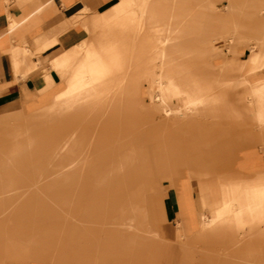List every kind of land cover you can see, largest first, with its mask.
Segmentation results:
<instances>
[{
  "label": "crops",
  "instance_id": "0c3cea01",
  "mask_svg": "<svg viewBox=\"0 0 264 264\" xmlns=\"http://www.w3.org/2000/svg\"><path fill=\"white\" fill-rule=\"evenodd\" d=\"M139 1L0 0V115L1 113H12L19 118V120H0V138H11L10 143L14 149L21 142L13 139L12 130L20 125V121L28 114L27 112H30V109L42 107L36 106V102L49 99L45 105L53 107L65 96L75 93L72 86L63 89L62 84L65 81L68 84L72 82L66 76L64 69L69 66L68 60L79 58L77 55L80 50L79 45L84 43L109 44V47L104 46L102 59L106 58L107 51H113V45L118 44H124L126 49L129 45L130 52L133 53L134 28L138 19ZM247 8L246 14L241 18L246 21L240 23L242 34L240 50H237L231 62L227 57L228 50L220 57L212 58L218 52L220 40L212 41V48L208 47L200 53L202 55L209 53L207 63L205 61L194 63L193 74L205 73L211 76L215 73L217 82L215 84L212 82L210 85L205 84L209 87L207 90L212 93L199 98L203 101V105L198 107L196 114L187 119L193 124L199 137L204 133L214 135L217 132H228L230 123H235L234 133L239 134L242 140L233 143L232 147L240 151L228 153L171 151L169 149H174L176 143L166 141L165 137L164 146L161 148L165 151L158 149L156 152L154 150L148 152L146 143L142 141L140 142L143 146L139 149L134 147L138 141V136H136L135 142H131L135 132L142 134L148 129L155 131L164 127L173 131L177 129L168 126L169 120L165 115L166 105L158 99L156 100L162 107L163 117H146L139 112L137 119L140 125L135 128L129 127L128 123L132 119L130 112L132 104L116 103L115 100L111 102L110 94L114 91L115 95L118 93L119 96L122 92H131V97L135 99V107H137L139 97L145 96L150 89L145 87V81L149 80V82L154 81L159 84V93L162 92L165 98L170 100L169 105L172 108L186 105L191 100L188 94L181 95L179 98L178 95L173 94V97L169 98L176 90L174 82L176 74L186 68L182 60L173 62L175 58L170 54L167 55L159 71L157 69L149 73L148 80L135 78L137 73L128 63V66L119 73V77L103 94L109 99L104 100L105 105L100 107L104 110L116 107L120 112L118 148L114 149L112 156L127 150L132 153L135 160H141L145 155L154 156V161L151 162L154 170L150 181L152 190L150 194L146 192L144 201L146 226L150 229L146 227L149 231L145 232L147 231L145 230L139 234L140 236L135 238V243H140L139 239L147 237L148 234L159 237V241L170 252L167 258L165 255L163 264H264V182L261 183L260 180L256 181L254 178L253 184L243 186L240 184L238 175L240 167L245 168L246 166L260 168L264 172V163L256 161V154H261L260 146L264 149V145L263 133L256 122L257 107L252 95L254 89L260 91L264 88V58L259 55L258 63H254V58H251L256 54L249 55L242 61L235 59L246 55L250 45L259 43L261 40L264 32V17L259 26L255 21L261 16L259 13H264V0H250ZM216 21L219 22V26L214 25L215 30L221 26V20ZM250 21L252 24L249 23ZM245 28L248 30H243ZM251 37L254 39H250ZM226 46H230V40L226 42ZM181 52L183 55L187 53L184 50ZM154 55L152 57L149 55L147 61L151 63L153 58L158 59V53L155 52ZM108 58L112 56L109 54ZM217 59H224L225 63L219 66V63H215ZM216 68L219 70L216 71ZM230 69L234 71L230 72ZM228 71L230 73H227ZM231 76L238 78L234 79ZM119 79L122 83L116 85ZM161 81L165 85L163 90L160 87ZM133 84L140 85L138 93L132 92ZM216 91L219 93L215 94ZM247 96H250L252 100L251 107H246L241 103ZM23 108L26 109L23 110ZM104 110L103 113L98 114V117H93L91 123L98 122L105 113ZM80 119L78 117L76 122ZM147 123L149 126L142 128ZM67 135L68 132L63 129L59 139L63 141ZM92 140L97 139L94 137ZM195 143L199 144L202 141L198 139ZM190 147L192 143L188 144V149H191ZM244 149H247V153L252 150L255 157H253L254 163L240 164V152ZM97 151L95 144L92 143L83 152V157H88L93 161V165L89 166L91 170L95 169L97 163L100 162L101 157L96 155ZM207 154L215 155L210 164L214 167L201 161L200 156ZM181 155H190L193 166L180 169L182 173L179 176L175 164L181 161ZM227 163L240 164V167H225ZM51 165L47 164L46 169ZM165 166L169 168L167 174ZM211 171L217 172V175L211 176L209 174ZM100 172V170H95L92 175ZM32 177L33 174L29 176L28 190L34 189ZM156 178L157 180L154 181ZM159 180H166L169 185L161 186ZM64 186H68L67 181ZM141 186L145 187L144 184ZM3 192H5L4 189L0 191V194ZM153 199L157 203L156 206L150 205L149 201ZM4 212L5 209L0 207V214ZM80 228L81 230L79 228L72 229V231L66 229L62 232V235L67 236V239H61L62 246L66 242L71 250L66 251V257L70 259L67 264H70V261L71 264H85L84 234L78 235L77 239L68 238L74 235L75 230H84V227ZM106 229L109 230L105 232L111 236L112 228L106 227ZM19 237L20 235L15 232L11 234L3 228L0 229V264H52L49 260L22 261ZM131 238L133 241L134 236L132 235ZM131 245L121 243L120 248L125 249ZM108 246L110 244H105V248ZM75 248L76 254L73 252ZM218 248H222V252ZM60 260L61 264H66L64 251L60 253Z\"/></svg>",
  "mask_w": 264,
  "mask_h": 264
},
{
  "label": "rangeland",
  "instance_id": "374dc122",
  "mask_svg": "<svg viewBox=\"0 0 264 264\" xmlns=\"http://www.w3.org/2000/svg\"><path fill=\"white\" fill-rule=\"evenodd\" d=\"M217 1L218 0H150L149 6L146 4L144 10L146 16L144 33L147 32L149 35L146 36L147 33H141L140 36L135 39L136 42L133 53L130 52L129 45L126 49L124 44H118L116 46L113 45V51H107L105 54L106 58L102 59V49H104V46L109 47V44L84 43L79 45L78 47L80 50L77 53L79 58L72 61L68 60L67 63L69 66L66 65L67 68L64 69L66 76L69 77L72 82L68 84V82L65 81V83L62 84L63 89H67L70 86L73 87L75 91L73 94L74 97L67 98V100H65V98L58 106L53 107L45 105L49 102V99L36 102V106L42 107L30 109V112H27L28 114L22 118V121L30 128L44 124L40 134L37 135L35 139L30 141V137L26 136L20 139L21 143L17 144L13 149L10 143L12 141L11 138H0V191H2V189L5 191L0 194V207L5 209V212L0 214V229L3 228L11 234L15 232V234L20 235V255L22 261L33 259L49 260L52 264H61L60 253L64 251L65 263L67 264L70 259L68 260L66 257V251L70 250V246H68L66 242L62 246L61 239H67V236L62 235V232L66 231V229L68 231H72V229L76 228L81 230L80 227H84V230H73L74 235L68 236V238L77 239L78 235L84 234L85 264H163L165 255L166 258L168 254L170 255L168 248L159 241L160 238L152 236V234H148L147 237L139 239L140 243H134L130 247L122 249L120 248L121 243L114 242L116 237L120 239L122 235L115 236L113 234L108 237L105 232L109 230L106 229V227L112 228L113 231L115 228H113L111 224L112 221L104 220V214L99 211L98 207L106 205L113 209L117 208L120 201L116 193L125 185H130V189L135 190L142 181L141 183L145 185L148 194H150L152 190L150 181L154 175L153 167L150 166L149 171L143 176L141 175L139 181L138 177L136 178L137 170L135 169L131 170L130 173L115 174L109 181L102 182L104 185L100 188L91 180V177H94L92 174L95 170L105 171L110 167L114 149L118 148L117 135L120 126L119 109L116 107L105 109V113L98 122L89 123L87 125L84 145L82 147L77 145L73 147L71 151L63 153V158L60 156L59 159L54 161L53 164L46 169V163L51 156L52 148L63 131L61 128L50 130L47 121L53 118L56 120L67 117L73 118L74 115L82 116L89 112L90 117H98L97 110L99 107H97V104L101 102L98 101V97L103 96L109 85L115 82L116 78L119 77V73L128 66V63L132 65L133 71L137 73L135 78H142L143 80H148L149 73L158 69V60L156 57L153 58L151 63L147 61V58L149 55H151V57L155 56V47L156 44H158L156 42L168 35L174 37V39H172L171 43L167 44V46L174 45L177 46L179 50L187 52L184 55L181 51L169 52L170 55L175 58L173 62L182 60L186 67L184 68L185 70L176 74L174 79L176 90L173 91L169 98L171 99L173 94L178 95V98L186 94H190L196 98H203L204 95L211 94L212 92L207 90L209 87L205 86V84L210 85L212 82L214 84L217 82L215 73H212L213 75L211 76L205 73L193 74L192 70L195 67V62L200 63L205 61L207 63L208 61L209 53H205L204 55L200 54L203 52L204 46L209 47L208 45H211L210 42L208 43L205 41L216 42L221 40L220 47L217 49L218 52L214 54L212 58L220 57L229 47L226 46V42L229 41L228 38L230 39V34H228V30L223 31V27L231 19V12L228 10L230 3L229 0H219L220 3L216 6V11L212 7L215 6L214 4ZM236 1L240 2V23H243L246 20L241 18L246 14L248 9L247 5L250 0ZM184 6L186 11H184ZM225 6L227 9L224 8ZM151 12H154L159 18L149 21L148 15ZM259 14L261 16L255 21L258 26L263 22L264 17V13ZM172 15L174 16L173 18L171 17ZM219 19L221 20V26L219 29L215 30L213 27L214 25L219 26V22L216 21ZM251 22L252 21L249 23L252 24ZM258 28L259 27H257V29ZM260 28L262 27L260 26ZM243 30L247 31L248 28ZM255 49L257 52L254 51ZM213 50L215 51V49ZM109 54L112 58H108ZM255 54H259L264 58V32L260 42L256 46L255 44H251L246 55L243 57L238 56L235 59L242 61L249 55ZM195 56H197V58ZM114 57L116 58L114 59ZM227 57H229V55H227ZM215 63H219L220 66L225 63V60L217 59ZM215 70L217 71L219 68ZM231 78H234V76H231ZM145 82V87L150 89L145 96L139 97L137 100V107H135L136 102L135 99L131 97V92H122L119 96L118 93L115 95L114 91L110 94L112 96L110 98L111 102L115 100L116 103L132 104L130 109L132 119L128 123L129 127L135 128L140 125L137 119V117H139V112L146 117H163L164 115L162 107L159 105L160 103L156 100V95L159 93V84L154 81L149 82V80ZM126 86L127 85H125V87ZM138 88H140L139 84H133L132 92L138 93ZM188 91L190 92L187 93ZM214 93L218 94L219 92L216 91ZM241 103L246 105V107L252 106L250 96L245 97ZM61 104L63 106H60ZM63 108L71 109L70 113L61 116L58 112ZM182 124L183 122L175 125L174 129H177L175 131L165 129L164 127L155 131L148 129L146 132L143 131L142 134L138 133L136 135L138 136V141L135 143L134 147L139 149L143 146V143L140 142L142 141L146 143L147 151L153 152V150H155L153 144L156 141L164 140L163 137H165L166 141H175L176 143L174 149H169L171 151L185 152L192 150L204 153L240 151V149L232 147L233 143L242 140L239 134L234 133L235 123H230V131L228 132H217L214 135L204 133L200 137L193 128V124H188L186 126L187 130L181 128ZM145 126H149V123L142 126V128L145 129ZM253 130L255 131L256 128L254 127ZM197 136L202 143H195L198 140ZM94 137H96V141L92 140ZM245 140L247 139L245 138ZM133 142L135 141L133 140ZM205 142L207 144H205ZM92 143H94L96 149H98L96 155L101 157L100 162L97 163L93 170L89 169L88 164L90 158H88L86 164L80 165L78 162L83 157V152L90 147ZM190 143H192V147L188 149V144ZM126 147L127 145L125 148ZM260 148L262 151L260 155H258V153L256 154V161L264 163V149L262 146H260ZM161 151H165V149H161ZM119 155L118 153L115 154V161ZM214 156L215 155L207 154L200 157L204 164L214 167V165H210ZM190 157V155H181V161L175 164L179 176L182 173V170L179 171L180 169L193 166ZM253 157L252 150L250 153H247V149H244L240 152V164L246 165L254 163L255 160H253ZM240 164L234 165L227 163L225 167H240ZM44 169L46 171V176L40 185L32 190H28L29 176L35 172L44 171ZM168 169L169 168L166 167V174L168 173ZM78 170H81L82 176H80V179L77 178L80 174ZM209 174L211 176H216L217 172L211 171ZM238 175L240 177V184L243 186L253 184L254 178L256 181L260 180L261 183L264 182V172H262L260 168L252 166H246L245 168L240 167V173H238ZM73 177L77 179H73ZM156 180L157 178L154 179V181ZM66 181L72 184L78 183L77 185L75 184L69 187L71 195L76 194L77 196L76 199L73 197L72 200H75L73 203L68 204L69 206L62 201L67 191V186H64ZM159 182L161 186L169 185V182L166 180H159ZM109 195L113 197L111 200H108ZM50 198H52L53 201H51ZM129 201H131L132 206L135 205L134 197H130ZM149 202L151 206L157 205L154 199ZM51 203L53 205H51ZM145 230H147V228ZM109 240H111L110 246L105 248V244H107ZM222 248H218L219 251L222 252ZM73 252L76 254V248ZM94 256H97L95 261ZM69 263L71 264L72 262L70 261Z\"/></svg>",
  "mask_w": 264,
  "mask_h": 264
},
{
  "label": "bare ground",
  "instance_id": "6f19581e",
  "mask_svg": "<svg viewBox=\"0 0 264 264\" xmlns=\"http://www.w3.org/2000/svg\"><path fill=\"white\" fill-rule=\"evenodd\" d=\"M218 3H220L219 0L214 4L215 6L212 7L214 10H216V8H217L216 6L218 5ZM229 3H228L229 4L228 10H230V12H231V16H230L231 19L224 25L223 31L228 30V32H229L228 34H230V39H229L230 40V46L227 49L228 50L227 55H229V59H230L229 62H231V59H233L235 57L237 50H240V36L242 34H241V28H240V2L236 1V0H229ZM146 4L149 6L150 0H140L138 5H137V11H138L137 12L138 13L137 18L138 19H137L136 27L134 28V42H133L132 52L134 50V46H135V42H136L135 39L138 36H140L141 33H143V34L147 33V32L144 33V26H145V22H146V16L144 14V12H145L144 10H145ZM224 8L227 9L226 6ZM184 9L183 10L186 11L185 6H184ZM171 17L173 18L174 16L172 15ZM155 18H159V16L155 15L154 12H151L148 15L149 21H153ZM148 35L149 34L147 33L146 36H148ZM172 39H174V37H170L168 35V36H165L162 40L156 42L158 44H156V47H155L156 50L155 51L158 53V59L157 60H158V66H159L157 71H159L161 69L164 60L166 59L167 55L170 54L169 52L179 51L177 46H174V45L167 46V44L171 43ZM250 39H254V38L251 37ZM255 40L257 41L258 39H255ZM205 42L211 43L212 41H205ZM257 44L258 43H256L255 46ZM208 46L210 48H212L211 45H208ZM206 49H208V47L204 46V50H206ZM103 51H104V49H102V52ZM251 58H254V60H253L254 63H258L260 61L259 54H256L254 57H251ZM231 71H234V70L230 69V72ZM230 72L228 71L227 73H230ZM131 75H133L135 77L134 74H131ZM237 78L238 77L234 76V79H237ZM121 83H122V81H121V79H119L116 85H120ZM160 87L162 88V90L165 88L163 81L160 82ZM189 92L190 91H188L187 93H189ZM252 95H253V99L256 102V107H257L256 122L260 126L261 131L263 133V145H264V88H262L260 91H258L257 89H254L252 91ZM189 96L191 98L190 102H188L186 105L180 106L178 108H172L169 105L170 100L165 98V96L162 94V92L156 96V99L161 100L162 103H164L166 105L165 115L167 116V118L169 120V122L167 123L168 126L175 127V125L183 122L181 128L185 129V128H187L186 126L188 124H191L190 120H187L188 117L196 114L198 107L203 105V101L199 98H196L195 96H191L190 94H189ZM73 97H74L73 94H70L68 96H65L63 99L66 98L65 100H67V98H73ZM98 99H99L98 101H101L99 104H97L99 107V109L97 111H98V114H100V113H103V110H104L100 106L105 105V101H107L109 99V97L107 95L106 96L103 95L102 97L101 96L98 97ZM61 101L55 103L54 106H58L61 103ZM71 104H74V103H71ZM60 106H63V105L61 104ZM25 109L26 108H23V110H25ZM70 110L71 109L63 108V109H60L58 113L62 116L64 114H69ZM104 112H105V110H104ZM89 114H90V112L87 113L86 115H82L83 117L78 116V115H74L73 118L67 117V118H61L59 120H56L55 118H53V119H50L47 121L49 123L48 127L50 128V130H56L57 128L65 129L68 132V135L65 137V139L63 141L61 139L57 140L54 147L52 148L51 156L47 160L46 165L49 163L53 164V162L56 161L57 159H59V157L62 156L63 153H65V152L67 153V151L68 152L71 151V149H73V147H75L77 145L82 147L84 145L85 140H86L85 139V130L87 128V125L93 121V117H90ZM78 117L81 119L76 122V119ZM13 119L19 120V118L16 114L1 113V115H0V120L9 121V120H13ZM20 122H21L20 125L12 130V137L15 140H20L26 136L30 137V141L35 139V137L40 134L41 128L44 125V124H42V125L35 126L34 128H30L27 126V124L24 121L21 120ZM136 135H137V132H135L134 135L132 136L131 142H133V140H135ZM164 143H165L164 140L156 141L153 144V148L155 149L154 151L156 152V150L161 149L164 146ZM118 154H120L119 157L117 158L118 160L116 159V161H115V157H113L112 161L110 163V167L107 170H105V171L102 170L99 174H95L94 177H91V180L94 181L99 188L104 185V183H102V182H106L107 180L109 181V179L112 178L113 176H115V174H117V173H123L124 174V173H128V172L130 173V171L133 169L137 170L136 178L138 177V181H139V178L141 177V175L143 176L145 173H147V171H149V168L151 166V162L153 163V161H154L153 160L154 156H147V155H145L143 157V159H141V160H135L132 156V153L128 150L126 152H122V153L118 152ZM62 158H63V156H62ZM73 161H74V159H73ZM87 161H88V157H82L81 160H79L78 162L80 165L81 164L83 165V164H86ZM88 165L91 167L93 165V161L90 160ZM67 170H68V168H67ZM78 171H80V174L78 175L77 178L80 179V176H82L81 170H78ZM45 176H46L45 169H44V171L41 170L40 172L38 171V172L33 173V177H32L33 185H32V187L33 188L38 187L40 185V183L43 181V179L45 178ZM77 178L73 177V179H77ZM68 181H69V179H68ZM140 183H139V186H137V188L135 190L130 189V185H125L121 188V190L119 192L116 193V195L118 196V200L120 201V204H118L117 208L113 209V208L106 206V205H103V206L98 205L99 211L104 214V216H103L104 220L112 221L111 224H112L113 228H115V230L113 231V233H111V235H113V234L115 236L122 235V237H120V239L116 237V239L114 240L115 243H123V244H128V245L134 244L135 240H136L135 238L139 237L140 236L139 234H142V232L145 231V228L148 227V226H146L147 222L145 221V216H144V212H145L144 201L146 199L147 189H146V187L142 188V186H141L142 183L141 184ZM75 184H78V183H75ZM96 185H95V187H96ZM56 186H58V185H56ZM72 186H73L72 183H68L67 191H66L65 196L63 198V203H66L67 205L70 203H73L77 197L76 194L71 195V193H70L69 187H72ZM53 187H55V186H53ZM80 193H82V192H80ZM105 194H107V193H105ZM73 197H75L74 200H72ZM130 197H134V200H135L134 206H132L131 201H129ZM79 198H80V196H79ZM108 198H109L108 200H111V198H113V197H112V195H109ZM50 199H51V201H53L52 198H50ZM93 201H94V196H93ZM99 202H100V200H99ZM51 205H53V204L51 203ZM62 207H63V205H62ZM149 229H147V231H145V232H148ZM106 234H107V232H106ZM132 235H134L133 241L131 238ZM109 236L110 235H108V237ZM109 239H111V238H109ZM110 241L111 240H109V242L107 244H110L111 243ZM95 259H97V256H95Z\"/></svg>",
  "mask_w": 264,
  "mask_h": 264
}]
</instances>
